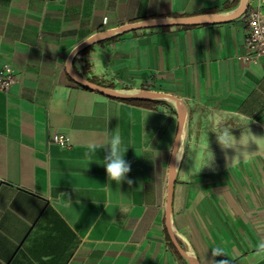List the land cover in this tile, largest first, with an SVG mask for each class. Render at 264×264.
<instances>
[{
  "label": "crops",
  "instance_id": "crops-1",
  "mask_svg": "<svg viewBox=\"0 0 264 264\" xmlns=\"http://www.w3.org/2000/svg\"><path fill=\"white\" fill-rule=\"evenodd\" d=\"M240 0H0V71L17 83L0 90V264H188L166 229L168 170L178 117L164 101L140 106L75 83L71 52L90 37L146 19L236 8ZM260 6L264 0H249ZM248 5V6H249ZM243 17L220 24L149 28L93 44L74 68L93 83L175 95L188 106L173 223L201 264H264V149L250 163L225 156L199 173L201 136L241 124L264 136V56L246 62ZM223 117V122L217 118ZM118 131L131 171L109 182L103 145ZM63 134L72 146L52 143ZM227 155H235L233 149ZM250 143L249 152L257 151ZM110 187V188H109ZM223 249L225 257L211 250Z\"/></svg>",
  "mask_w": 264,
  "mask_h": 264
},
{
  "label": "water",
  "instance_id": "water-1",
  "mask_svg": "<svg viewBox=\"0 0 264 264\" xmlns=\"http://www.w3.org/2000/svg\"><path fill=\"white\" fill-rule=\"evenodd\" d=\"M249 0H240L238 6L232 10L217 12V13H205L186 17H169V18H157L146 19L133 23L123 24L117 28L105 30L94 36L90 37L86 41L79 44L70 54L66 71L69 77L78 85L99 93L108 98L131 101H164L171 104L177 112L178 128L183 129L185 138L188 133V118L189 109L187 104L181 98L160 91H153L145 88H112L98 85L90 80L81 76L74 68V59L87 47L123 34L133 32L141 29L149 28H170V27H188V26H201V25H213L226 23L241 18L248 9ZM173 146H178V143H174ZM185 151V145H184ZM182 161L177 163L175 157L171 154L168 170V183H167V202H166V229L169 238L176 249V251L188 262V264H201L192 246L187 244V248H184L180 240L185 241L184 237L178 232L173 223V202L175 183L180 170Z\"/></svg>",
  "mask_w": 264,
  "mask_h": 264
},
{
  "label": "clouds",
  "instance_id": "clouds-1",
  "mask_svg": "<svg viewBox=\"0 0 264 264\" xmlns=\"http://www.w3.org/2000/svg\"><path fill=\"white\" fill-rule=\"evenodd\" d=\"M238 127H242L243 129L239 139L232 134L231 127L224 126L214 131L218 144L225 152L227 167L229 165L236 167L241 163H250L253 156L264 149V136L254 135L248 128V124H241ZM207 133L201 136L199 144L200 155L193 163L198 173L205 167L210 169L214 168L215 156L210 150ZM173 140L174 143H178V146H169V152L175 157L177 163H179L184 157V145L186 143L183 129H179V131L175 133ZM250 143L257 145L258 150L249 152L248 147ZM122 145L123 141L119 132L112 131V134L105 138L103 145L90 143L88 148L92 152H95L98 147L106 149V155L103 158V166L105 167L109 182L114 181L119 185L122 181L127 180V183L131 185L132 180L127 179V175L131 171V165L130 162L125 159L128 147L125 148ZM228 149H233L235 155L229 157L227 155ZM211 254L213 257H225L223 249L219 247L213 248ZM254 254L258 259L264 260V240H261L255 246ZM214 264H231V262L226 258L215 260Z\"/></svg>",
  "mask_w": 264,
  "mask_h": 264
},
{
  "label": "built area",
  "instance_id": "built-area-1",
  "mask_svg": "<svg viewBox=\"0 0 264 264\" xmlns=\"http://www.w3.org/2000/svg\"><path fill=\"white\" fill-rule=\"evenodd\" d=\"M242 17L248 30L246 36L247 54L243 56V59L251 63L264 56V13L260 6L249 5ZM16 83L14 69L9 64H5L0 71V90L8 91ZM51 141L62 148L72 146L69 138L63 134H53Z\"/></svg>",
  "mask_w": 264,
  "mask_h": 264
},
{
  "label": "rangeland",
  "instance_id": "rangeland-1",
  "mask_svg": "<svg viewBox=\"0 0 264 264\" xmlns=\"http://www.w3.org/2000/svg\"><path fill=\"white\" fill-rule=\"evenodd\" d=\"M217 120H218V122H223V120H224V118L223 117H220V119L219 118H217ZM222 128V127H221ZM213 153H214V156H215V158L216 159H221V160H223L222 159V157H224L225 156V152H224V150H222V149H220V148H217L216 150H211ZM230 150L228 149L227 150V154L229 153L230 154Z\"/></svg>",
  "mask_w": 264,
  "mask_h": 264
},
{
  "label": "trees",
  "instance_id": "trees-1",
  "mask_svg": "<svg viewBox=\"0 0 264 264\" xmlns=\"http://www.w3.org/2000/svg\"><path fill=\"white\" fill-rule=\"evenodd\" d=\"M129 102L135 105H140V106H153L159 103V101H141V100H131V101H125Z\"/></svg>",
  "mask_w": 264,
  "mask_h": 264
}]
</instances>
